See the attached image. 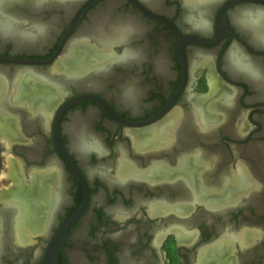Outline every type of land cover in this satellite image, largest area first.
I'll use <instances>...</instances> for the list:
<instances>
[{"label":"flooded vegetation","instance_id":"obj_1","mask_svg":"<svg viewBox=\"0 0 264 264\" xmlns=\"http://www.w3.org/2000/svg\"><path fill=\"white\" fill-rule=\"evenodd\" d=\"M1 1L47 33L0 40V72L21 76L0 77V145L19 158L0 210L27 233L10 243L6 224L0 264H41L60 233L58 264H264V0ZM97 23L128 42L99 46ZM45 72L99 80L60 89ZM82 133L100 151H76Z\"/></svg>","mask_w":264,"mask_h":264},{"label":"bare ground","instance_id":"obj_2","mask_svg":"<svg viewBox=\"0 0 264 264\" xmlns=\"http://www.w3.org/2000/svg\"><path fill=\"white\" fill-rule=\"evenodd\" d=\"M2 3L3 2L0 0V40H3V41L4 40H14L16 43H19V44H22V45H26V46H32V47L36 46L39 42L42 41V39L44 38L45 34L47 33V28L45 26H41V25L37 24L36 26H33V28L31 30H29V31H27V29L23 30L24 28L21 29V27H17L16 26L17 24L15 25V22L12 21L13 19L10 20L11 17L8 15V13H6V12H10L11 10H14V7L12 5H9V6L3 5ZM28 3H32L33 4V3H37V2H33L32 0H30ZM34 6H35V4H34ZM41 6L39 4V6L38 5H37V7L36 6L35 7L32 6V8L33 9H41L42 8ZM254 15H255V13H253V16ZM248 18H249L248 14L247 15L246 14H242L241 15L240 24L242 25L243 28H245L246 30L250 31L251 30V26L247 23V19ZM131 32H132V29L131 28H126V26H119V25L105 26V25H103L101 23H97V25H95L94 28L86 29L84 34H86V36H94V38L96 40V43L99 46L104 47V46H109L113 42H118V41L122 42V43L128 42L127 40H128V37H130L129 35H130ZM257 41L259 42V39L256 40V42ZM260 43L264 45V42H260ZM130 53L133 54V51L130 52ZM237 53L239 54L240 52H237ZM238 54L236 55L233 52H231L229 54L228 58H229L230 62L229 61L228 62L230 63L229 64L230 68L233 71H235V72H243V73L251 76L254 79H258L259 76H260V73H259L260 71L257 72V71H255L252 68V66L245 64L242 61V59L238 56ZM104 68L103 67H97L96 69L93 70V73L102 74V76H103L104 74H106V71H105ZM257 68H255V69H257ZM262 74H264V73H262ZM44 75L46 76V78L48 77L51 80V84H52V86L54 88H60V89H63L62 87H66L67 85L76 84L77 81H81V82H86L87 83L89 81L90 82H94V81L97 82V80H95V79L99 80V78H95L93 75H91V77H88L89 74L88 75L84 74L80 78L77 77L78 79H73V78H70V77L69 78L68 77H64L63 75H59L56 78V77H54L53 72H50V73H46L45 72ZM60 76H63V77H60ZM0 77H2L5 80L4 82H7V83L9 82L10 85H11V87H9V89H12V82H14V80H18L21 76L19 74H16V75L12 76V75H9L8 73L0 72ZM59 96H60V94H59ZM18 125H19V122H18L16 128H19ZM13 129L14 128H12V130ZM14 131H15V129H14ZM73 131L75 132V130L72 129V132ZM81 131L84 132L83 130H81ZM18 133H19V131H18ZM76 133H77V131H76ZM15 135L17 136L16 133H15ZM84 135H85V133L81 134L82 137ZM3 136L4 137H2V140L4 141V143L6 145V148L7 147H11L10 146L11 145V139L7 135H3ZM77 139H78V136H77L76 140ZM75 146H76V149H77L76 151H79V152H82V151H85V150H87L88 152L90 150L100 151L99 143L97 141L87 140L85 138V136L83 138H79L78 141L75 142ZM10 162L11 161L8 158V163L7 164H9V166H10ZM9 166H8V168L11 169V167H9ZM53 195H54L53 196V201L56 204L57 202L60 201V196L57 195V192H55ZM35 204H36V202H35ZM55 204H54V206H55ZM55 208L56 207L52 208L51 216L54 215ZM19 213L20 212L18 210H15V209L12 210L7 205L3 206L2 209L0 210V249L4 245L3 238H4V228L6 227V224L9 227L8 235L10 237V243H11V239H14L13 241L15 243H17V244H20V241L22 242L23 240H25L24 236H26V235H24L23 233H25L26 231L24 232L25 227H23L22 217H21V215ZM35 219H36V222H37L36 224H39V222L37 220V217ZM32 222H34V220ZM37 228H38V226L36 227V229ZM25 234H27V233H25ZM27 237H29V236H27Z\"/></svg>","mask_w":264,"mask_h":264},{"label":"water","instance_id":"obj_3","mask_svg":"<svg viewBox=\"0 0 264 264\" xmlns=\"http://www.w3.org/2000/svg\"><path fill=\"white\" fill-rule=\"evenodd\" d=\"M2 144L0 145V151L3 150ZM4 151V150H3ZM2 167L1 164V153H0V168ZM62 242V235L61 233L59 236L52 242L51 247L48 249L43 261L41 264H58V255L61 247Z\"/></svg>","mask_w":264,"mask_h":264},{"label":"rangeland","instance_id":"obj_4","mask_svg":"<svg viewBox=\"0 0 264 264\" xmlns=\"http://www.w3.org/2000/svg\"><path fill=\"white\" fill-rule=\"evenodd\" d=\"M14 144V143H11V145ZM1 157H2V167H3V171L1 174H3L6 170V166L8 165V158L11 160V162L13 163V161H16V163L18 162L19 163V158L16 154L12 153L11 151L7 153V151H2L1 152ZM2 178V177H1ZM9 182V181H8ZM6 182L5 186L6 187H9V183Z\"/></svg>","mask_w":264,"mask_h":264}]
</instances>
